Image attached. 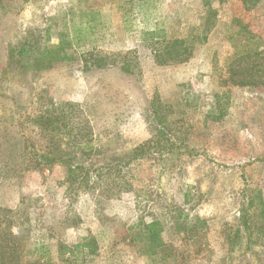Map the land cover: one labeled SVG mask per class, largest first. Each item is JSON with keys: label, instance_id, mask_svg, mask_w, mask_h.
Returning <instances> with one entry per match:
<instances>
[{"label": "rangeland", "instance_id": "374dc122", "mask_svg": "<svg viewBox=\"0 0 264 264\" xmlns=\"http://www.w3.org/2000/svg\"><path fill=\"white\" fill-rule=\"evenodd\" d=\"M245 31L264 41V0H0V207L28 215L49 264H229L225 234L249 200L264 203V61L227 72ZM63 33L76 52L116 54L130 73L70 60L24 85L4 71L8 46ZM176 40L189 56L163 60ZM41 105L95 106L92 151L39 157ZM197 219L206 226L194 245Z\"/></svg>", "mask_w": 264, "mask_h": 264}, {"label": "trees", "instance_id": "16d2710c", "mask_svg": "<svg viewBox=\"0 0 264 264\" xmlns=\"http://www.w3.org/2000/svg\"><path fill=\"white\" fill-rule=\"evenodd\" d=\"M244 1L255 3L259 0ZM242 32L237 34H242ZM246 33L247 35L243 37L245 40L236 34L238 43L235 44L236 47H234L231 55L233 66L227 67L229 78H235V76L254 68L257 65L254 62H258L260 59L264 61V54H262L264 41L248 32ZM184 43L185 41L182 40L165 43L169 55L163 57V60L176 61L187 58L189 54L187 57H183L185 49L182 53ZM76 46L77 44H74L66 33L59 35V40L55 44L41 43L34 36L27 37L16 45L8 46L7 65L4 71L12 77L24 76L22 81L26 85L27 74L36 75L42 70L50 68L55 62L79 61L82 64L83 72L110 67H118L124 70L122 69L124 63L117 62L116 54L102 55L89 51V53H78L75 51ZM124 72L130 73L127 70ZM224 81L226 80L224 79ZM96 110L95 106H85L80 110H48L44 105H41L38 115L34 117V122L42 137L48 141V147L39 157H42L49 165L70 163L74 158L66 151L67 146L74 148V154H89L93 148L91 146L93 140L91 123ZM118 166L106 165L102 171L111 174ZM109 184L111 187L106 186V191L112 190L116 181L114 180ZM257 205L259 207H253L252 210L253 205L249 200L247 207L240 211L239 226L232 232L225 234L226 259L229 264H264V203L258 201ZM23 213L20 210L14 211L0 207V264H49L50 249L49 243L44 240L45 235L35 237L32 234L34 231L31 220L27 214ZM23 216H25L24 219ZM203 226H206L203 220L197 219L194 222L188 235L192 244L198 243L200 236H198L199 231L197 229ZM137 238L138 236L134 238V241H137ZM235 246L239 248L238 250H242L243 256L241 260L233 262L232 249ZM158 249H165V246L157 244L147 247L150 255L157 254ZM174 255H169V260L173 263L176 261ZM250 256L251 258H248ZM242 259H246V262L241 263Z\"/></svg>", "mask_w": 264, "mask_h": 264}]
</instances>
